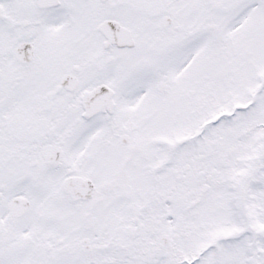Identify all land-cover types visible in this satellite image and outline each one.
<instances>
[{"label": "snow or ice", "instance_id": "snow-or-ice-1", "mask_svg": "<svg viewBox=\"0 0 264 264\" xmlns=\"http://www.w3.org/2000/svg\"><path fill=\"white\" fill-rule=\"evenodd\" d=\"M0 264H264V0H0Z\"/></svg>", "mask_w": 264, "mask_h": 264}]
</instances>
